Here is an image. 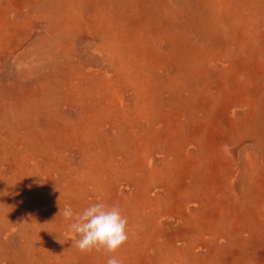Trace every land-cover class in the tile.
Segmentation results:
<instances>
[{
  "label": "bare ground",
  "instance_id": "1",
  "mask_svg": "<svg viewBox=\"0 0 264 264\" xmlns=\"http://www.w3.org/2000/svg\"><path fill=\"white\" fill-rule=\"evenodd\" d=\"M128 9L112 44L92 38L99 56L57 53L34 87L0 89V264H92L59 212L97 200L144 238L122 264H264V0ZM90 61L101 69H74Z\"/></svg>",
  "mask_w": 264,
  "mask_h": 264
},
{
  "label": "rangeland",
  "instance_id": "2",
  "mask_svg": "<svg viewBox=\"0 0 264 264\" xmlns=\"http://www.w3.org/2000/svg\"><path fill=\"white\" fill-rule=\"evenodd\" d=\"M83 1L86 2V0H46V2L43 0L36 2L34 0H0V13H4L1 24L4 23L5 26L13 29L11 35L14 39L13 47L10 46L9 51H3L2 53L0 51V89L11 87L15 90L19 78L24 76L29 79V82H25L24 89L34 87L35 83H31V79L46 74L51 69L50 63L53 62V58L57 53L58 56L62 57L64 53L73 52L77 48L82 53L90 50L94 56H99L100 52L98 50L91 49L90 44L93 37L102 36L107 38L110 44L114 42L111 41L110 37L104 35L110 34V31L111 34H115L112 25L118 24L122 19L127 20L126 18L130 15L129 0H91V3L86 2V4L92 6L89 8L84 7L86 10L80 13L79 10L83 6L79 7V4ZM37 2L39 12H34L30 16L29 11L32 7L30 5L25 6L30 3H34L35 6ZM54 4L57 6H54ZM40 5L43 10H46V13H42ZM54 9H56V12L51 13ZM81 19L84 20L85 24L82 23ZM12 23L17 25L14 27ZM256 24L259 27L253 28V31L259 30L264 33V22H257L256 20ZM68 27L76 28L80 33L78 39H74L75 41L72 40L70 31L66 30ZM8 38L12 39L11 37ZM46 41H49V43L46 44ZM105 57L111 56L105 55ZM111 64L107 65L110 66ZM69 69L65 68V71L61 74L62 77L67 78ZM74 69L77 72L88 70L98 72L101 66L90 61L77 63V68ZM67 80L70 83L73 82L69 78ZM60 223L67 226L65 219L61 218ZM143 240V236H139L128 241V246H133L131 253L134 257L141 252ZM6 243V249L9 250L12 244L10 242ZM105 257L106 254L95 252L91 262L92 264H103Z\"/></svg>",
  "mask_w": 264,
  "mask_h": 264
},
{
  "label": "clouds",
  "instance_id": "3",
  "mask_svg": "<svg viewBox=\"0 0 264 264\" xmlns=\"http://www.w3.org/2000/svg\"><path fill=\"white\" fill-rule=\"evenodd\" d=\"M59 214L67 222V230L75 235L72 245L84 253H104L105 264H122L114 255L130 239L129 223L119 206L102 200L90 203L81 212L65 206Z\"/></svg>",
  "mask_w": 264,
  "mask_h": 264
}]
</instances>
